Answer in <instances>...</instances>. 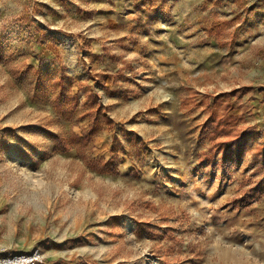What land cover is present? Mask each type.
<instances>
[{
  "label": "rangeland",
  "instance_id": "1",
  "mask_svg": "<svg viewBox=\"0 0 264 264\" xmlns=\"http://www.w3.org/2000/svg\"><path fill=\"white\" fill-rule=\"evenodd\" d=\"M210 114L264 144V0H0V256L264 264Z\"/></svg>",
  "mask_w": 264,
  "mask_h": 264
},
{
  "label": "trees",
  "instance_id": "2",
  "mask_svg": "<svg viewBox=\"0 0 264 264\" xmlns=\"http://www.w3.org/2000/svg\"><path fill=\"white\" fill-rule=\"evenodd\" d=\"M60 82V95H63L66 85L63 79H60ZM95 96L90 93V97ZM234 121L233 116L210 114L202 123L199 136L208 137L213 141L216 151L220 154L219 162L223 163L230 159L240 162L246 155H249V165L257 166L258 170L264 172V144L257 150L249 148L255 136L262 132L255 130L252 126H238ZM60 141L65 143L63 139ZM263 193L264 176L256 185L249 188L248 193L242 197L241 201L249 203Z\"/></svg>",
  "mask_w": 264,
  "mask_h": 264
},
{
  "label": "built area",
  "instance_id": "3",
  "mask_svg": "<svg viewBox=\"0 0 264 264\" xmlns=\"http://www.w3.org/2000/svg\"><path fill=\"white\" fill-rule=\"evenodd\" d=\"M44 256L38 251L28 254L0 256V264H42Z\"/></svg>",
  "mask_w": 264,
  "mask_h": 264
}]
</instances>
